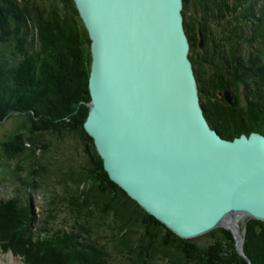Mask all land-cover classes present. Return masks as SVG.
I'll return each mask as SVG.
<instances>
[{
	"label": "trees",
	"instance_id": "trees-1",
	"mask_svg": "<svg viewBox=\"0 0 264 264\" xmlns=\"http://www.w3.org/2000/svg\"><path fill=\"white\" fill-rule=\"evenodd\" d=\"M247 1L184 0L182 11L190 41L189 56L205 114L211 126L227 139L253 131L264 134V41L259 49L262 57L258 68L248 66L243 60L246 57L235 54L244 42L240 33L253 14ZM193 4L194 17L190 19L188 11ZM230 11L238 14L227 19ZM257 21L254 30L249 26V35L253 34L252 38L244 39L247 44L252 45L264 36V15ZM199 31L207 52L219 56L217 62H209L211 65L206 62L209 64L206 77L200 74L194 57ZM212 41L215 46H208ZM228 50H235L231 58ZM91 61V39L74 0H0V122L13 116L23 120L3 148L8 157L17 159L21 169L28 172L22 177L21 169L10 168L17 189L22 194L31 189L46 190L49 174L59 172L58 182L67 193L56 195L50 190V209L66 201L67 208L82 221V230L90 237L99 227L112 228L122 253L129 252V264H159V255L169 264H248L238 253L229 230L220 228L222 237L200 246L193 239L180 237L149 214L110 178L93 138L84 128L87 103L91 100ZM212 70H222L224 77L214 76ZM249 77L254 86H248ZM233 83L246 85V107H239L238 97L229 104L223 95H218L228 110L217 113L211 102L207 103L213 93L207 85H218L223 92L233 90ZM244 113L253 127H248L246 120L240 124L239 117ZM54 137L79 139L83 150L65 154L60 145L52 143ZM57 149L64 158L56 156ZM14 199L19 202L20 197L10 198L0 212V244L5 252H18L20 245L29 246L27 253H23L26 264H111L98 244L87 247L79 242L82 236L74 233V229L71 232L63 227L53 229L52 221H45L33 238L29 230L36 220L35 213L32 210L30 218L24 216L30 221L17 219ZM245 226L246 238L251 243L246 244L245 252L251 264H264V221L248 219ZM254 226L263 231L257 232ZM139 228L143 232L136 240L132 231ZM73 245L80 250L72 248ZM66 249L72 252H65Z\"/></svg>",
	"mask_w": 264,
	"mask_h": 264
},
{
	"label": "water",
	"instance_id": "water-1",
	"mask_svg": "<svg viewBox=\"0 0 264 264\" xmlns=\"http://www.w3.org/2000/svg\"><path fill=\"white\" fill-rule=\"evenodd\" d=\"M74 2L91 39L84 128L110 178L180 237L221 226L240 246V219L264 221V134L211 126L184 0Z\"/></svg>",
	"mask_w": 264,
	"mask_h": 264
},
{
	"label": "rangeland",
	"instance_id": "rangeland-1",
	"mask_svg": "<svg viewBox=\"0 0 264 264\" xmlns=\"http://www.w3.org/2000/svg\"><path fill=\"white\" fill-rule=\"evenodd\" d=\"M40 1L41 2H47V0H40ZM246 4H250L252 6L253 14H252L251 20L248 22V26L245 27L244 30L240 33V34H242L241 37H242V40L244 41L240 46L241 47V53H238V52L235 53V50H231V51L228 50L229 58H231V55L234 56V53L239 54L241 56L246 57L243 60L245 61V63L247 61L248 66H252V67L255 66V68H258L259 61L261 60V57H262L259 49L261 47V41H264V39H263L264 36L262 38H257L256 40H254L255 42H253L252 45L247 44V42H245L244 39L246 37H248L249 39L252 38L251 35L253 33L251 32V35H249L250 34L249 26H251L250 27L251 30L252 29L254 30V28H256V26L258 25L257 19L258 20L262 19L263 15H264V11H263L264 10V0H248ZM237 14H238V11H236V12L230 11L227 14V19H230L231 17L234 18V16ZM188 16L190 19L194 17V4L189 7ZM233 24H235V23H233ZM233 24L230 27V29L234 26ZM219 32L221 33V31H219ZM228 33H229V31H228ZM243 34H245V35L243 36ZM197 36L199 38V43L196 46V50L194 52V55H195L194 57H195V59L198 60L197 66H198L200 74H202L203 76L206 77L207 73L209 72V70H207L208 66L210 64L209 62L210 61L217 62L219 59L218 58L219 56L214 57L217 54L212 56V54L207 52V50H206L207 47H205L204 42L203 43L200 42V31H199V33H197ZM229 38L231 40V35H230V37H228V39ZM203 40H204V38H203ZM211 44L215 46L214 41H212L210 44H208V46ZM229 44L230 43L228 40L227 45L229 46ZM258 56L259 57L261 56V57L259 58ZM206 62H208L209 64L208 63L206 64ZM250 63H252V64L249 65ZM211 69H213V68H211ZM212 71L211 72L214 74V76L219 75L220 77L221 76L224 77L222 70H219V71L212 70ZM255 71L256 70L252 71L253 74L255 73ZM251 76L252 75H250V77ZM205 77H204V79H205ZM250 77L247 79V84H248V86H249V84H251V86H254L253 79ZM230 78H232V77L229 76V79ZM263 78H264V76H263ZM232 85H233V90H231V89H226V90L231 92L233 98L238 97L239 102H240L239 107L245 108L246 104H247L246 98H245L246 85H244L243 83L238 85V86L236 85V83H233ZM207 86L211 92L213 91L212 96L210 97L211 99L207 98L208 99L207 103L211 102L213 108L215 110H217V113H221L222 110H225V109L228 110V107L225 106L224 102L217 98L218 95L224 96V92L226 90H224L223 92L219 91L218 85L215 87H212V85L211 86L207 85ZM224 99H225V96H224ZM225 101H226V103H228L226 99H225ZM229 104H231V103H229ZM88 110H89V107H88ZM239 118H240L239 121L241 122L240 124H242V122L246 120L245 119L246 118L245 113L243 116H241ZM22 121H23L22 117L13 116L9 119L7 118V119H4L3 121L0 122V212L2 213L3 207H6L8 205V202H9L8 200L10 198H15V197L17 198V196H18V197H20L19 202L16 199H14L12 201L13 206H14V210L17 212L16 214H18L17 219H21V221L27 222L29 220L28 218H30V216L33 215L32 210H33V213H35L34 217L36 218V220H35L32 228L29 230V234L31 236H33V238L36 237L37 232L40 231V228L42 227V225L45 221H47V222L52 221L53 222V227H52L53 229L63 227V228H66V230H69L70 232L74 229V231H75L74 233H77L78 235L82 236L81 239H79V242L84 244V245H87V247H88V245H93V244L97 245L98 244L99 248H102L105 250V253L103 256H105V259L108 260L111 264H129L131 262V260H130L131 257L129 256V252H126L124 254L122 253L121 249L118 246V242H117L118 236H116L114 234L112 228L109 227V228H103L102 229L99 227V230H97V232H95L94 235L92 234L90 237V236H87V234L84 233V231L82 230V226H81L82 221L80 219H77L76 216L74 215V213L67 208V205H66L67 202L66 201L59 202L58 204H56L54 209H50V207H52V206H50V203H51V199H50L51 192H49L50 190H54V192L57 193L56 195H61V194L67 193V192H63V187L58 182L59 172H55V170H54L52 172V174H49L50 177L46 180V184L48 183L46 185L47 188L45 187L46 190L31 189L29 192L28 191L23 192V194H22V192H20L17 189V184L14 183V181L12 180V170L10 168H12V169L15 168V170L20 171V169H21V167L19 165L20 163L17 159H13L11 157H8L7 156L8 153L6 152V150L3 147H4V142H6L8 139H10L14 135V133L20 129V125H21ZM246 122H247L248 127H253L250 125V123L247 120H246ZM52 143L55 146L60 145L62 147L61 150H64L66 152L65 154H68V155H71L74 151L81 152L83 150L82 149L83 145L81 144L80 140L76 139V138L73 139V138L68 137V138H65L62 140H56V138L54 137L52 140ZM57 151L59 153H57L56 156L58 158H61V157L64 158V155H62L60 153V149H57ZM5 163L8 165H6ZM9 165H10V167H9ZM27 173L28 172H26L25 170H22L20 176L24 177L25 175H27ZM22 216H23V218H22ZM24 216H27L28 218H25ZM10 219H12V218H10ZM248 219L263 221V220L252 218V217H245L244 219H240V222H239L240 226H241V242H240L241 245L240 246L238 245V241H237L233 231L229 228L221 227V226H219V227H217V228H215L209 232L201 234L197 237L189 238V239H193V241L196 242L200 246H207V245L213 243L215 237L220 238L223 236L220 228L227 229L231 232V234L233 236V239L235 242V247H236L238 253L247 261L248 264H251V260L245 252L246 244L251 245L249 240H247V238H246L247 231H246L245 222ZM95 222L96 221H94V223ZM254 229H256L257 232H260V230L263 231V229L258 227V226H256V227L254 226ZM132 232H133V234H132L133 238L134 239L138 238L136 240H139V237L142 236L143 231L139 228V229H133ZM224 242L225 241H222V244ZM72 248H76L75 245H73ZM27 249H30L29 246L20 245L19 250H17L19 253L16 251L5 252L4 246H2L0 244V264H26V258L23 255V253H27ZM76 249L80 250V248L78 246ZM66 251H71V250L66 249L65 252ZM159 256H160V257H158L159 258V261H158L159 264H169L168 262H166V258H162L163 255H159Z\"/></svg>",
	"mask_w": 264,
	"mask_h": 264
},
{
	"label": "flooded vegetation",
	"instance_id": "flooded-vegetation-1",
	"mask_svg": "<svg viewBox=\"0 0 264 264\" xmlns=\"http://www.w3.org/2000/svg\"><path fill=\"white\" fill-rule=\"evenodd\" d=\"M200 36H201V34H200ZM203 42H204V40H203ZM239 53H241V47L239 48ZM228 66L231 68V64L230 63H228Z\"/></svg>",
	"mask_w": 264,
	"mask_h": 264
}]
</instances>
